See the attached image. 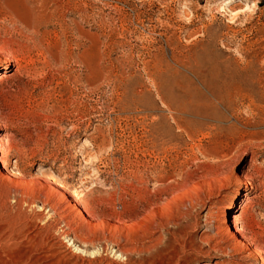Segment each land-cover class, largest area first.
Returning <instances> with one entry per match:
<instances>
[{
  "label": "rangeland",
  "instance_id": "374dc122",
  "mask_svg": "<svg viewBox=\"0 0 264 264\" xmlns=\"http://www.w3.org/2000/svg\"><path fill=\"white\" fill-rule=\"evenodd\" d=\"M0 159V264H264V0H0Z\"/></svg>",
  "mask_w": 264,
  "mask_h": 264
},
{
  "label": "bare ground",
  "instance_id": "6f19581e",
  "mask_svg": "<svg viewBox=\"0 0 264 264\" xmlns=\"http://www.w3.org/2000/svg\"><path fill=\"white\" fill-rule=\"evenodd\" d=\"M1 160V159H0ZM5 163V162H4ZM1 164V163H0ZM1 166V165H0ZM1 171V170H0ZM1 173V172H0ZM9 175V174H8ZM11 176V175H10ZM232 207V204L229 206V208H231ZM232 216H233V214H232ZM234 217H235V215H234ZM234 221V220H233ZM239 235V234H238ZM263 259V258H262Z\"/></svg>",
  "mask_w": 264,
  "mask_h": 264
}]
</instances>
